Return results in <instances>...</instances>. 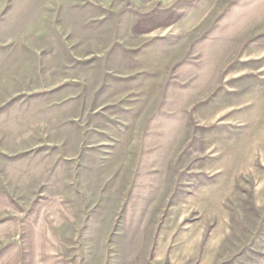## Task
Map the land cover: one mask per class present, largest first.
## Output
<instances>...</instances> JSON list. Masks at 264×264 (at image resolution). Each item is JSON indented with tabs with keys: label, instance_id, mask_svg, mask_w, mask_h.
I'll return each instance as SVG.
<instances>
[{
	"label": "rangeland",
	"instance_id": "1",
	"mask_svg": "<svg viewBox=\"0 0 264 264\" xmlns=\"http://www.w3.org/2000/svg\"><path fill=\"white\" fill-rule=\"evenodd\" d=\"M131 9L0 0V217L50 229L5 245L41 264H264V93L241 102L233 76L264 48V0H223L184 37L128 36Z\"/></svg>",
	"mask_w": 264,
	"mask_h": 264
},
{
	"label": "crops",
	"instance_id": "2",
	"mask_svg": "<svg viewBox=\"0 0 264 264\" xmlns=\"http://www.w3.org/2000/svg\"><path fill=\"white\" fill-rule=\"evenodd\" d=\"M222 1L129 0L132 9L126 13L128 36H187L204 25ZM254 51L255 49L245 50L235 64L233 75L236 83L235 94L236 96L250 94L249 98L242 99L241 102L253 103L257 100L261 104L264 93V48L257 53ZM2 211L0 207V215ZM38 211H42V208H38ZM40 214L45 215L46 212L43 210ZM44 222L43 217L42 225L37 224L36 228L31 229L29 223H19L17 218H10L8 222H4L0 217V264H41L40 257L37 256L18 257L16 255L13 258L12 249H15L16 254L18 250L14 246L9 248L7 244L5 245V241L12 236L16 237L20 231H27L24 239L32 237L44 241L45 231L50 232L49 227L45 228ZM38 245L41 246V244Z\"/></svg>",
	"mask_w": 264,
	"mask_h": 264
}]
</instances>
